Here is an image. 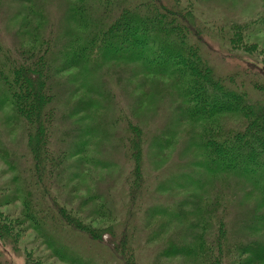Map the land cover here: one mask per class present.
<instances>
[{"label":"trees","instance_id":"obj_1","mask_svg":"<svg viewBox=\"0 0 264 264\" xmlns=\"http://www.w3.org/2000/svg\"><path fill=\"white\" fill-rule=\"evenodd\" d=\"M30 1L34 3L27 6L29 17L20 38L27 34L32 42L22 45L19 39L10 43L0 39V107L10 105L25 123L32 157L31 175L23 176L22 188L0 202V207L9 204L19 194L24 206L18 221H8L0 211L1 240L16 245L17 226L27 223L60 260L84 264L81 255L68 250L55 231L60 227L91 235L93 230L70 207L59 203L49 188L70 175L66 165L81 161L92 136L102 133L100 120L86 112L93 107V98L84 95L68 106L74 79L95 90L97 72L116 62L137 64L143 73L172 80L179 99L173 108L174 132L183 122L200 126L199 139L190 145L198 157H190L189 167L179 177H168L161 184L171 191L176 186L190 191L164 209L146 211L148 220L158 212L186 219L185 226L177 228L162 246L161 254L181 258L177 264H264V57L252 54L257 49L243 35L245 26L233 23L230 45L255 58L247 60L243 72L227 73L206 60L192 10L181 6L180 0H74L67 7L64 32L55 34L40 24L46 18L36 4L39 0ZM35 13L40 23H33ZM258 21L264 22V14ZM68 71L76 74L62 81L60 74ZM121 106L115 103L116 115L122 114ZM231 114L243 123L224 127L219 118ZM85 118H91V124L66 127L71 119ZM122 132V153L131 163L129 185L137 200L146 184L145 150L168 147L174 132L169 138L149 134L129 119ZM76 156L81 157L70 160ZM169 179L175 181L173 186ZM210 186L217 192L207 203L196 189ZM115 234L110 228L94 235L116 249ZM128 239L124 237V242ZM132 251L126 248V254ZM28 259L30 264H42L37 257L29 255ZM125 263L135 264L128 256Z\"/></svg>","mask_w":264,"mask_h":264},{"label":"rangeland","instance_id":"obj_2","mask_svg":"<svg viewBox=\"0 0 264 264\" xmlns=\"http://www.w3.org/2000/svg\"><path fill=\"white\" fill-rule=\"evenodd\" d=\"M72 1L74 2L39 0L36 4L44 11L42 15L46 21L42 20L40 23L39 14L35 13L32 16L33 23L45 25L54 34L63 33L64 22L68 18L67 7ZM263 1L180 0L181 6L186 5L192 10L195 27L200 32L197 36L202 37L200 46L208 63L218 71L243 72L247 60L255 58L231 47L229 37L233 23L245 26L243 35L257 49L252 54L264 57V22L258 21L260 15L264 14ZM33 3L30 0H1L0 39L4 43L18 39L22 45L32 42L27 34L20 38V30L25 28L26 17H29L26 13L27 6H32ZM136 65L113 62L103 67L94 77L95 90H90L77 79L72 84L74 91L68 100V106L75 104L84 95L93 98L95 103L86 112L100 120L102 133L92 136L82 154L84 158L68 163L66 170L70 175L57 182V185H50L49 191L59 203L67 205L74 214L81 217L86 227L93 230L91 235L60 227L55 231L68 250L81 255L84 264H126L127 256L135 264H177L179 259L182 260L161 254V249L172 238V233L185 224L186 219L176 220L158 212L148 220L146 211L151 208L164 209V205L172 204L175 198L182 199L190 191L177 186L171 191L161 184L168 177H179L189 167L186 162L198 157L195 147L190 145L192 140L199 139L200 126L183 122L174 132L176 126L173 108L179 103V99L172 80L167 76L143 73ZM75 74L76 72L68 71L60 74L59 78L66 81L70 79L67 76ZM60 89L67 88L61 86ZM115 103L122 105V114L116 115ZM118 115H122V118ZM89 119H71L66 127L91 124L92 119ZM127 119L139 124L146 133L156 132L164 134L166 138L174 132L170 136L168 147L160 151L151 148L145 150L143 179L148 186L145 184L141 197L137 200L129 185L131 163L127 164L122 153V130ZM219 120L224 127L243 123L239 116L232 114L223 115ZM24 125L10 105L0 107V202H5L10 193L22 188L23 176L31 175L28 168L32 157L28 151V136ZM70 137L68 143L71 141ZM68 143L63 144L64 147ZM79 157L81 156L71 157L70 160ZM191 168L194 166H190ZM169 182L172 186L175 183L171 180ZM216 184L213 183L212 186H217ZM212 186L196 189L197 193L205 196L207 203L214 200L217 192ZM206 193L208 194L205 195ZM18 195L14 196L18 198L0 207V211L7 214L8 221H18L24 210L21 196ZM110 228L115 230L119 241L116 249L104 243L100 237L97 238L99 235H94ZM17 229H20V233L16 245H13L14 242H3L0 238L1 264H30L29 255L37 257L42 264H70L55 256L43 236L37 234L27 223L17 226ZM126 236L129 237L130 244L124 242ZM128 246L133 251L126 254Z\"/></svg>","mask_w":264,"mask_h":264}]
</instances>
